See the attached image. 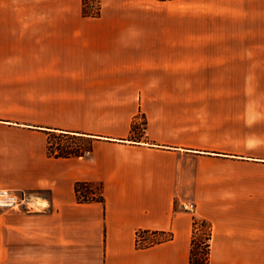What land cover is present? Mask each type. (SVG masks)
<instances>
[{
  "label": "crops",
  "instance_id": "0c3cea01",
  "mask_svg": "<svg viewBox=\"0 0 264 264\" xmlns=\"http://www.w3.org/2000/svg\"><path fill=\"white\" fill-rule=\"evenodd\" d=\"M252 6L101 0L87 17L83 0H0V188L38 207L0 210V264H190L195 217L209 264H264ZM62 133L92 151L52 156ZM77 182L105 202L79 203ZM140 230L173 238L138 248Z\"/></svg>",
  "mask_w": 264,
  "mask_h": 264
},
{
  "label": "trees",
  "instance_id": "16d2710c",
  "mask_svg": "<svg viewBox=\"0 0 264 264\" xmlns=\"http://www.w3.org/2000/svg\"><path fill=\"white\" fill-rule=\"evenodd\" d=\"M101 10V0H83V14L87 17H97ZM133 131L135 127L133 126ZM63 136H74L86 139L82 135L61 134ZM50 140V139H49ZM87 140V139H86ZM89 141V140H87ZM49 153L56 158L81 157L92 151V144L80 147L76 150H61V152ZM93 186H96V191ZM102 186L89 182H77L75 192L79 203H104L105 198L102 193ZM201 227V229L199 228ZM202 232V238L198 239V232ZM212 236V225L204 219L193 218V234L191 239L190 264H209L210 263V240ZM173 234L165 231L140 230L136 235V245L138 248H149L154 245L172 240Z\"/></svg>",
  "mask_w": 264,
  "mask_h": 264
},
{
  "label": "rangeland",
  "instance_id": "374dc122",
  "mask_svg": "<svg viewBox=\"0 0 264 264\" xmlns=\"http://www.w3.org/2000/svg\"><path fill=\"white\" fill-rule=\"evenodd\" d=\"M251 11L254 13V36L251 43L255 47L262 46L264 50V0H253V6ZM263 18V22L261 21ZM250 40V39H249ZM248 92L254 94L255 100L253 104L256 108L264 109V63H260L259 67L254 69L253 84L248 86ZM51 143V152H61V150H76L80 147L87 146L89 141L74 136H63L61 134H53L49 137ZM96 191V186H93ZM188 202V201H187ZM31 209L29 211L37 210V203L34 201L30 204ZM28 210L26 208H23ZM22 209V210H23ZM7 211V210H2ZM1 212V211H0ZM201 229V227H199ZM198 239L202 238V232H198Z\"/></svg>",
  "mask_w": 264,
  "mask_h": 264
},
{
  "label": "built area",
  "instance_id": "2783aa9c",
  "mask_svg": "<svg viewBox=\"0 0 264 264\" xmlns=\"http://www.w3.org/2000/svg\"><path fill=\"white\" fill-rule=\"evenodd\" d=\"M35 198L34 194L30 192L0 188V210L19 211L23 208L30 210V204L35 201ZM181 208L187 212L194 213L196 204L194 202H184L181 204Z\"/></svg>",
  "mask_w": 264,
  "mask_h": 264
}]
</instances>
